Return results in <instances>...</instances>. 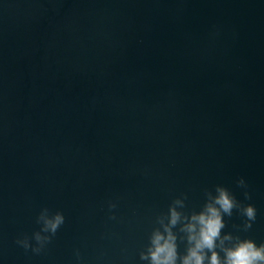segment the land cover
I'll list each match as a JSON object with an SVG mask.
<instances>
[{"label":"water","instance_id":"1","mask_svg":"<svg viewBox=\"0 0 264 264\" xmlns=\"http://www.w3.org/2000/svg\"><path fill=\"white\" fill-rule=\"evenodd\" d=\"M218 186L256 209L224 261L264 243V0H0V264H151L166 227L182 264Z\"/></svg>","mask_w":264,"mask_h":264},{"label":"clouds","instance_id":"2","mask_svg":"<svg viewBox=\"0 0 264 264\" xmlns=\"http://www.w3.org/2000/svg\"><path fill=\"white\" fill-rule=\"evenodd\" d=\"M238 184L245 186L242 179L238 181ZM216 192L218 194L211 198V202L205 205L203 211L192 215V220L196 223L189 224L187 230L191 234L189 241L194 242V246L188 250V255L183 258L182 264H204V249L212 251L209 264H264V243L258 246L252 239H238L235 246L225 248L224 261H221L218 253L214 251L215 242L220 238L221 229L225 227V215L231 217L233 209H238L246 217L245 230L251 228V222L256 218L255 207L251 204L242 205L227 188L218 186ZM245 197L249 198L247 193ZM178 219L179 216L173 209L170 223L175 225ZM63 223L64 216L57 213L53 218L45 221V230H50L54 235ZM197 225L199 226L198 231L196 230ZM165 231L167 236L158 231L153 234L151 247L147 254H140L141 260L150 259L151 264H176V238L167 227ZM225 239H231V237H225Z\"/></svg>","mask_w":264,"mask_h":264}]
</instances>
